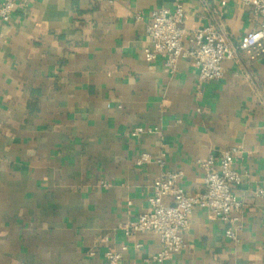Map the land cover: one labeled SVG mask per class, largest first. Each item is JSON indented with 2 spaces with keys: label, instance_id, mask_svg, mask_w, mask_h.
I'll return each instance as SVG.
<instances>
[{
  "label": "crops",
  "instance_id": "crops-1",
  "mask_svg": "<svg viewBox=\"0 0 264 264\" xmlns=\"http://www.w3.org/2000/svg\"><path fill=\"white\" fill-rule=\"evenodd\" d=\"M176 3L188 32L212 25L232 45L260 24L242 0H30L0 19V264H107L122 245L117 264H154L158 235L122 227L150 209L160 172L199 193L197 161L232 147L235 239L194 207L163 264H264V54L239 52L210 81L190 57L173 72L147 60L151 12ZM137 126L151 132L129 136Z\"/></svg>",
  "mask_w": 264,
  "mask_h": 264
},
{
  "label": "built area",
  "instance_id": "built-area-1",
  "mask_svg": "<svg viewBox=\"0 0 264 264\" xmlns=\"http://www.w3.org/2000/svg\"><path fill=\"white\" fill-rule=\"evenodd\" d=\"M30 0H0V19L7 22L18 2ZM251 7L254 16L260 19L259 27L245 33L237 44L232 45L226 36L212 25L187 31L182 26L183 6L176 3L172 10L165 7L154 9L146 25L150 45L143 52L147 60L161 59L173 72L180 59L190 57L198 70L199 81L218 80L223 76V61L234 58L239 52L250 59L264 54V0H242ZM184 41L187 42L185 46ZM151 132L137 126L128 132L131 137ZM235 147L221 152L216 164L215 157L209 154L197 161L203 171V190L188 195L178 184L182 171H162L155 179L152 195L149 197L150 209L135 220L128 221L123 233L129 237L136 233L153 232L160 240V248L152 257L154 264H163L177 254L183 247V234L189 225V215L194 207L208 210L226 226L225 235L235 239L234 226L242 202L233 193V187L241 183V175L233 167ZM164 153L155 158V163L163 168ZM151 158L148 152H141L135 160L142 165ZM263 195V190H258ZM169 196L170 203L163 199ZM139 247V244L136 245ZM127 249L122 245L119 250L104 253L107 264H117ZM93 254V253H91Z\"/></svg>",
  "mask_w": 264,
  "mask_h": 264
}]
</instances>
